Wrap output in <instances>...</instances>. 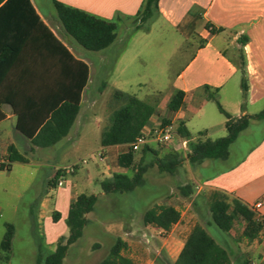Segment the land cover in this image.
<instances>
[{
    "label": "crops",
    "instance_id": "1",
    "mask_svg": "<svg viewBox=\"0 0 264 264\" xmlns=\"http://www.w3.org/2000/svg\"><path fill=\"white\" fill-rule=\"evenodd\" d=\"M58 1L116 22L117 38L102 51H87L65 34L57 19L53 0H31V8L16 1L10 2L6 9L1 8L6 1L0 4V112L4 115L0 121V156L8 159L10 170L21 162H11L8 148L13 145L25 157L27 152L40 151L41 147L33 146L26 135H38L55 109L65 103H75L78 99L80 111L67 135L59 142L67 140L69 143L79 136L88 121L87 110L96 103L99 92L94 88L98 77L101 78L99 74L103 65L118 63L119 57L124 55V52H116L114 48L121 47L130 36L132 20L144 2ZM156 19L163 22L173 35L195 47L196 51L173 79L166 98L168 103L175 91H183L184 107L171 111L166 104L159 112L157 105L150 124L143 128V132L149 133L153 128L171 125L175 132L173 140L168 145H159L151 139L145 145L151 148L168 146L170 152H183L187 161L184 167L189 173L188 183L191 181L197 191L188 204H185L188 199L185 195L169 198L162 204L180 213L179 221L170 231L164 232L143 222L142 229L152 228L165 236L155 250L156 255L152 258L137 257V264H175L197 224L228 248L233 264H264L262 228L250 241L244 236L246 223L241 219L235 220L229 232L220 230L213 223L204 224L201 220L213 194L222 193L229 203L239 199L251 207L256 220L261 222L264 217V134L241 156L233 151L227 161L207 159L193 165L187 158L190 143L201 138L217 139L227 134V119L219 111L216 101L208 98L210 95L215 94L223 109L234 118L253 116L264 109V0H160ZM147 33H152L151 27ZM245 37L248 39L243 42ZM93 58L100 62L97 69ZM243 78L248 85L246 100L243 99ZM256 107L257 110H253ZM19 120H22L26 131L19 128ZM178 122L185 124L191 139L177 134ZM256 124L252 120L250 127ZM127 147L101 146L102 160L108 161L101 183L115 173H126V168L120 167L118 157L128 151ZM57 170L48 183L55 179ZM78 170L79 166L72 175H76ZM93 171H87L89 179L93 177ZM77 188L75 183L53 186L52 189H58L56 196L50 198L47 194L42 207L46 209L48 204L51 205L52 219L54 212L60 214L61 220L66 219L70 204L83 194ZM258 203L261 207L257 209L255 205ZM192 205L194 211H191ZM67 236L46 235L45 246L52 248V253L57 241ZM120 238L128 245L125 238Z\"/></svg>",
    "mask_w": 264,
    "mask_h": 264
},
{
    "label": "rangeland",
    "instance_id": "2",
    "mask_svg": "<svg viewBox=\"0 0 264 264\" xmlns=\"http://www.w3.org/2000/svg\"><path fill=\"white\" fill-rule=\"evenodd\" d=\"M146 27H151V34L147 33V28L137 33L131 31L121 47L114 48L116 52H124L119 62L103 65L101 78L98 77L94 88L99 92L96 103L87 110L88 121L74 141L63 140L40 151L27 152L28 163H18L11 170L0 169V264H37L39 253L45 258L52 249L45 246L46 235H69L67 218L55 222L51 205L46 209L42 207L47 194L52 198L58 192L48 183L56 168L79 163L76 175L65 176L66 185L75 183L79 193L98 197L94 211L87 215L83 236L69 248L63 264H98L107 256L117 237L126 239L128 245L124 253L136 263L137 257L152 258L165 235L152 228L142 229L145 212L168 202L169 198L183 195L181 188L186 185L191 186L193 195L185 204L193 199L197 189L191 181L188 183L183 152V162L175 173L161 172L158 168V160L170 152L168 146L153 148L157 155L145 158V163L153 159L154 162L145 174L143 187L128 194H103L102 191L101 180L108 161L99 159L101 133L110 123L114 92L121 90L145 100L158 101L159 112H162L173 79L196 51L187 41L173 35L160 20H153ZM93 62L97 69L100 62L96 58ZM215 111L218 113L216 108ZM263 124H256L240 136L232 148L237 156L262 138ZM140 153H136L137 158ZM83 160L87 163L83 164ZM88 170H94L90 179ZM191 211H194L193 205ZM201 220L204 224L213 223L209 207ZM9 225L14 227L15 233L12 248L2 251L1 243Z\"/></svg>",
    "mask_w": 264,
    "mask_h": 264
},
{
    "label": "trees",
    "instance_id": "3",
    "mask_svg": "<svg viewBox=\"0 0 264 264\" xmlns=\"http://www.w3.org/2000/svg\"><path fill=\"white\" fill-rule=\"evenodd\" d=\"M4 1L6 3L1 7L3 9L8 8L10 2L14 1L32 7L31 0H0V4ZM159 2L160 0H144L141 9L132 20L133 32L147 28L148 23L159 16ZM53 6L65 34L83 49L93 52L102 51L115 42L118 30L116 22L68 6L58 0H53ZM147 30L149 29L147 28ZM247 39L245 37L243 42ZM242 90L243 99L246 100L248 91L246 78L242 80ZM208 98L216 101L219 111L226 117L227 134L217 139L201 138L190 143V152L187 158L193 165L201 164L207 159L229 160L232 157L233 145L245 130L251 128L252 120L256 121L257 124L264 122V109L253 116L234 118L223 109L215 94ZM157 105L158 101L143 100L136 95L116 90L113 94L112 104H110L112 107L110 123L101 133V146L109 147L133 143L141 135L143 128L150 124ZM184 105L185 93L177 90L167 103V108L171 111H178ZM79 111V99L75 103H65L54 110L52 118L42 127L38 135L26 136L30 138L33 146L51 147L67 135ZM3 116V113L0 112V121ZM261 126V132L264 134V124ZM19 128L26 131L22 127V120H19ZM176 130L180 137L192 138L190 131L183 122H178ZM8 152L11 162L28 163V159L19 153L13 145L8 148ZM140 152L139 158L136 156L137 152L132 151V149L119 155L120 167L128 169L129 172L115 173L111 178L102 181L101 187L104 194H128L145 185V174L154 162L153 159V161L145 163V158L157 155V151L148 145H144ZM182 162L181 153L169 152L163 159L158 160V168L161 172L173 174ZM58 176L59 173L50 182L53 186L57 185ZM185 187L181 188L182 194L188 197L193 195L191 186L186 185ZM97 201L98 197L94 194L83 193L77 196L75 201L70 204L66 219L69 235L61 237L54 252L45 258H42L39 253L37 264H63L69 248L83 236L84 229L88 224L87 215L94 211ZM209 212L213 224L224 232L231 230L236 219L243 220L246 223L244 236L250 241L257 237L262 228L261 222L256 220L255 212L251 207L239 199H234L229 203L222 193L213 194V199L209 203ZM59 219L60 214L54 212L53 220L56 222ZM179 219L180 213L175 208L160 205L147 210L143 222L146 226H153L168 232ZM14 234V227L9 225L1 243L2 251L11 250ZM126 247V242L117 237L107 256L98 264H137L124 253ZM231 256L227 247L221 245L206 228L197 224L175 264H233Z\"/></svg>",
    "mask_w": 264,
    "mask_h": 264
},
{
    "label": "built area",
    "instance_id": "4",
    "mask_svg": "<svg viewBox=\"0 0 264 264\" xmlns=\"http://www.w3.org/2000/svg\"><path fill=\"white\" fill-rule=\"evenodd\" d=\"M212 30V29H210ZM175 136V132L173 130V127L171 125H162L160 127L153 128L149 133L146 132H141V135L137 137V139L127 145L128 150L132 149L134 152H139L140 149L149 141V140H154L157 144L159 145H168L171 143ZM99 159H103V155L100 153L99 154ZM82 163H87L86 160H83ZM79 166V163H75L70 165L69 167L65 168H59L57 170V173H59L58 180H57V187H63L66 183V180L64 179L66 175L72 174L76 171L77 167ZM10 163L7 158L1 157L0 156V169L4 170H9ZM261 203H258L255 205V208H260ZM261 227L264 230V217L261 218Z\"/></svg>",
    "mask_w": 264,
    "mask_h": 264
}]
</instances>
